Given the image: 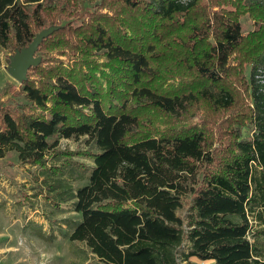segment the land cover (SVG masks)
Returning a JSON list of instances; mask_svg holds the SVG:
<instances>
[{
  "label": "trees",
  "instance_id": "1",
  "mask_svg": "<svg viewBox=\"0 0 264 264\" xmlns=\"http://www.w3.org/2000/svg\"><path fill=\"white\" fill-rule=\"evenodd\" d=\"M83 1L98 7L74 26L59 21L68 11L53 0H0V45L21 48L58 26L38 51L107 58L69 67L41 54L20 86L26 101L0 108V157L15 151L56 175L48 159L64 157L69 178L87 180L44 184L80 214L70 239L106 264H264L249 236L264 224V0ZM201 102L221 113L215 140L207 115L166 130L144 118L181 119ZM81 136L86 149L56 150Z\"/></svg>",
  "mask_w": 264,
  "mask_h": 264
},
{
  "label": "rangeland",
  "instance_id": "2",
  "mask_svg": "<svg viewBox=\"0 0 264 264\" xmlns=\"http://www.w3.org/2000/svg\"><path fill=\"white\" fill-rule=\"evenodd\" d=\"M52 4L63 6L68 11L67 15L64 14L59 18V21L62 24L70 22L74 26H79L83 18L87 17L85 11L90 12L98 7L83 0L79 3L53 0ZM241 20L244 32H249L253 27L251 18L245 15ZM48 25L49 23L46 24ZM15 51L16 49L12 47L0 45V108L14 109L26 101L24 94L21 93V84L8 72L10 59ZM63 51L55 48L48 52L38 51L37 55L55 56L69 67L92 57V54L85 56L71 48ZM92 58L99 66L107 62V58L100 53L94 54ZM83 66H87L86 63H83ZM161 68L164 71L166 69L164 66ZM247 70L249 73V69ZM261 77L264 78V74ZM169 80L166 85L171 82ZM206 115L212 120L210 130L215 140L219 128L217 122L221 113L209 110L208 105L203 102L181 119L157 110L144 118L147 124L151 121L154 128L166 130L192 123L201 124ZM250 134V128L245 127L244 136ZM87 147H89L87 137L81 136L61 138L56 150L73 151ZM48 160L60 166L62 174L46 173L39 165L22 163L15 151L0 157V264H106L89 249L85 242L70 239L72 225L81 219L80 214L74 211L71 201L55 204L47 197L48 190L44 184L46 177L49 181L54 178L69 180L73 187L83 185L87 180L69 178L71 167L66 164L64 157L56 159L51 157ZM73 160L85 164L87 170L94 165L91 158L81 155L74 156ZM190 205L191 196L186 195L182 207L177 210L178 215L185 219ZM253 231L249 236L252 241L256 240L259 251L264 255V224L254 223ZM257 231L258 234L255 233Z\"/></svg>",
  "mask_w": 264,
  "mask_h": 264
},
{
  "label": "water",
  "instance_id": "3",
  "mask_svg": "<svg viewBox=\"0 0 264 264\" xmlns=\"http://www.w3.org/2000/svg\"><path fill=\"white\" fill-rule=\"evenodd\" d=\"M57 28L58 26L43 28L28 45L17 48L15 54L11 56L8 72L20 84L28 78L29 69L40 63L41 56L37 55V52L41 42Z\"/></svg>",
  "mask_w": 264,
  "mask_h": 264
}]
</instances>
